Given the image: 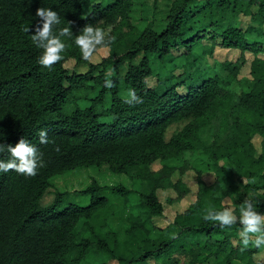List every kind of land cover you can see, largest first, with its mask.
I'll return each instance as SVG.
<instances>
[{"label":"trees","instance_id":"trees-1","mask_svg":"<svg viewBox=\"0 0 264 264\" xmlns=\"http://www.w3.org/2000/svg\"><path fill=\"white\" fill-rule=\"evenodd\" d=\"M40 7L59 13L61 23L54 31L70 27L73 32L62 38L68 47L52 69L38 63L42 49L31 40ZM240 14L250 17L244 29L232 22ZM86 24L105 29L112 38L99 63L84 60L75 44ZM28 26L30 32L22 31ZM204 39L209 43H201ZM216 44L240 54L235 60L205 62L203 56ZM245 52L253 54L251 85L237 90L231 85L242 84L237 75ZM260 52L264 0H0V143L15 145L26 137L44 162L35 176L0 172V264H83L90 252L100 258L94 264L108 259L147 264L150 257L156 264H177L174 252L187 264H264L253 257L257 248L242 251L232 242L241 231L239 223L222 229L203 218L207 208L227 206L225 196L237 215L246 198L255 199L264 212ZM69 58L88 69L70 72L64 66ZM176 68L181 72L175 73ZM208 68L220 69L209 75ZM107 73L112 88L105 87ZM151 76L154 86L147 82ZM129 89L143 103H126ZM174 124L177 128L167 136ZM40 129H47V144L39 142ZM198 150L212 161L214 183L204 182L196 169V199L168 225H155L152 216L163 211L156 189L178 190L169 201L188 192L182 180L171 182L168 176L176 167H187ZM173 158L182 163L175 165ZM0 159L11 156L0 153ZM154 161L161 162L158 169L151 168ZM88 165L138 179V198L131 200V189L123 183L101 184L92 178L81 190L89 194L86 204L63 203L67 191L59 189L42 203L51 176ZM114 216L120 228L112 224Z\"/></svg>","mask_w":264,"mask_h":264},{"label":"rangeland","instance_id":"rangeland-1","mask_svg":"<svg viewBox=\"0 0 264 264\" xmlns=\"http://www.w3.org/2000/svg\"><path fill=\"white\" fill-rule=\"evenodd\" d=\"M85 8H83V12L85 13ZM232 22L241 28H245L250 25V17L248 15L240 14L237 17H234L232 19ZM156 25L159 26L161 23L159 21H156ZM251 37V36H249ZM219 40V38H217ZM201 43H209L207 39H204ZM195 48L197 50H200L201 45H196ZM108 54V46H100L98 49L94 52L92 57L93 63H99L102 57L106 56ZM240 54L239 49L237 48H227L223 47L219 44H216L214 46L213 52L208 55L206 54L203 56L205 62L212 63L214 60H220L223 61L224 59H231L235 60L236 57ZM260 57L264 58V52H260L258 54ZM246 62L240 67L239 73L237 77H241L242 84L235 83L231 85V88H236L237 90H247L250 85V77H249V64L250 60L253 57V54L251 52H245ZM64 66L70 71V72H83L88 69V64L86 63H78L74 59L69 58L65 60ZM100 69L99 67L97 70ZM220 69V68H219ZM217 68L214 69H207V73L211 75L212 73L219 70ZM96 70V71H97ZM181 69L176 68L175 73H180ZM147 82L150 86H154L156 84V78L155 76H151L147 78ZM178 91L180 93L185 92V88L183 86H178ZM181 125V124H180ZM179 125V126H180ZM177 128V125L174 124L167 130V136ZM207 136V135H205ZM259 135H255L253 137V141L256 145H259ZM172 163L175 165H180L182 161L177 158H173L171 160ZM211 159L208 157L207 154H205L203 151L198 150L196 152V155L193 159H190L189 164L187 167L180 169L179 167H176V169L168 176V179L171 182L177 181V179L182 180L186 186L189 187V191L185 194L182 193L181 197L178 200H172L169 201L168 199H173L177 196L178 190H176L172 186H160L156 189L157 195L159 200L163 204V211L160 215H154L152 216V220L155 223V225L159 227H164L169 224V222L172 221L173 217L176 213L183 210L189 203L193 202L197 197V191L199 189V182L197 181L196 177V169H200L202 171L200 177L201 179L206 183H214L215 181V174L212 170V164ZM219 162L223 165L228 164V161L226 158H220ZM151 168L158 169L161 166L160 161H154L150 164ZM183 171H180V170ZM94 178L101 184H117V183H123L128 188L131 189V192L129 193V197L131 200H136L138 198L137 194V188L139 186V180L138 179H130V177L124 173H116L107 169H103L96 165H88V166H78L72 169H69L61 174H56L50 177L51 185L48 187L46 193L43 194L41 201L43 200L45 202L50 201L55 196L56 189L67 191V196L64 198L63 203L66 202H74L78 204H86L90 197L89 194L86 192L81 191L83 188L87 186V184L90 182V180ZM224 188V186L220 185L219 187ZM224 203L226 205H232L231 199L229 197H226L223 199ZM112 224L116 228L121 227V223L118 219V217L114 216V218L111 220ZM232 242L235 245H240V238L239 233L231 238ZM254 259L256 261H261L264 259V248L258 249L257 252L253 254ZM174 259L177 258V264H187L186 259L182 256V254H178L177 252L173 253ZM100 261V258L97 256V254L90 252L86 255V259L84 260L83 264H94ZM208 260L207 262L203 264H209ZM157 262L153 258L147 259V264H156ZM106 264H117V261L115 259H108L106 261Z\"/></svg>","mask_w":264,"mask_h":264},{"label":"clouds","instance_id":"clouds-1","mask_svg":"<svg viewBox=\"0 0 264 264\" xmlns=\"http://www.w3.org/2000/svg\"><path fill=\"white\" fill-rule=\"evenodd\" d=\"M36 16L40 18V23L36 25L31 40L37 48L42 49L38 63L45 68L52 69L55 64L63 60L62 53L68 47L62 38H70L73 32L70 27H63L54 31L61 20L59 13L50 7L38 8ZM22 31L30 32L29 26L22 28ZM111 42L112 38L105 29L93 24H86L75 37V44L80 49L83 59L90 62L98 47H107ZM110 76V73L106 74L104 83L107 88L114 87V82L109 78ZM125 102L137 104L143 103V100L134 89H129ZM38 137L41 144L49 142L47 129H40ZM56 151H59L58 146ZM4 152L9 153L11 159H0V172L14 170L22 175L35 176L37 170L44 165L43 154L37 145L26 137H22L15 145L0 143V153ZM250 182L255 183V180L243 179L245 184ZM203 218L218 224L222 229L230 228L239 223L242 226L239 232L242 251L250 246L257 249L264 248V212L258 211L257 201L253 198H246L242 202L238 215L231 205H227L222 210H216L214 207L207 208Z\"/></svg>","mask_w":264,"mask_h":264}]
</instances>
